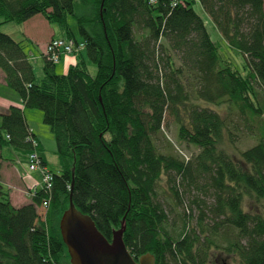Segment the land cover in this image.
Listing matches in <instances>:
<instances>
[{"label":"trees","instance_id":"16d2710c","mask_svg":"<svg viewBox=\"0 0 264 264\" xmlns=\"http://www.w3.org/2000/svg\"><path fill=\"white\" fill-rule=\"evenodd\" d=\"M197 3L245 58L246 76L222 58ZM37 15L84 43L97 72L81 55L58 75L45 58L38 84L23 44L0 31V70L22 99L1 116L0 168L5 148L27 161L34 141L47 166L25 109L43 113L61 165L52 191L36 188L30 204L15 207L0 186V264H71L59 227L71 198L110 242L125 220L136 261L264 264V214L244 208L246 199L264 207V0H0V27ZM233 115L257 140L238 155L222 147L239 131ZM168 119L197 154L160 150ZM164 179L183 207L178 218ZM208 195L212 204L198 202Z\"/></svg>","mask_w":264,"mask_h":264},{"label":"rangeland","instance_id":"374dc122","mask_svg":"<svg viewBox=\"0 0 264 264\" xmlns=\"http://www.w3.org/2000/svg\"><path fill=\"white\" fill-rule=\"evenodd\" d=\"M195 10L204 19L206 27L210 33V36H211L212 40L214 41V43L218 46L222 58L224 60L229 61L235 67L236 70H238L241 74L246 76L248 74V69H247L246 60L242 56V54H240L238 51L232 49L228 45L227 41L224 39V37L221 35V33L217 30V28L215 27L211 18L205 13V11L203 10V8L201 7V5L199 3H197L195 5ZM69 24L71 25L72 29L74 30L77 39L79 41H82L81 37L78 34V28L76 25V21L70 17L69 18ZM18 28H20L19 24L7 23V24H4L0 27V31L5 33V34L15 33L16 30H18ZM57 35L63 37L62 32H60V31L57 32ZM66 41H68V40H66ZM29 51L33 52L36 56L39 57V59H38L39 61L37 63H35L34 60H31V63L34 67L36 82L38 84H40L43 77H44V64H45L44 58H43V56H41L42 55L41 51L37 47L35 49L30 47V49L27 50V53L30 54ZM44 51H45V49H44ZM80 57H81V54H79V53L78 54H71V55H64L61 62L60 61L58 62L60 64L57 63L58 69L56 71V74H58V75L67 74L71 65L70 66L65 65L66 60H68L69 58H73L75 60L74 64H76L79 61ZM82 57H84L87 65L89 67L90 74L92 76H94L97 72L96 65L89 61V59L87 58L86 52H82ZM64 65H65V68H63V70H62V66H64ZM4 93H5V90L0 88V94H4ZM31 112H33V113H31V114H33V116L32 117L29 116V118L33 120L34 125H35L36 129L39 131V133L40 134L42 133L44 136L46 134H49V136H50L49 139H54L53 145L52 146L49 145V154L48 155H49V158L51 159V162H52L51 166H52L53 170L55 172H57L58 171L57 166H56L57 163H55V162H58L59 157L58 158L56 157V156H58V154H56L57 153V145H56L55 136L52 133L50 127L43 123L44 122L43 121V113L39 110H36V109H33ZM231 120H233L232 121L233 123H239V128H238L239 131L238 130L236 131V133L238 135L236 134V137H234V140H235L234 143L230 139L227 140V138H226L222 147H223V149L227 150L230 154L238 155V151L246 150V149L252 147L253 145H256L257 140L248 136V131L245 128L243 122L240 121L238 116H236V115L231 116ZM0 125H1V120H0ZM231 128L233 129L232 126H231ZM256 129H257V127H256ZM178 131H179V128L172 122V120H171V122H169V119H168V123L164 127L163 136L161 138H159V140L157 141L160 150H162L164 152L171 151V153H173L176 156L180 154V155L185 156V157H187V156L191 157V156L197 154L199 151L197 147L188 146L187 144L181 143L178 140ZM7 150H8V148L4 149V157L8 159L10 154ZM51 151H53V152H51ZM13 153L17 154L16 151ZM59 161H60V159H59ZM16 163H17L18 169H20V170L23 169V172H24L23 176L24 175H26V176L34 175L32 177H34L36 187L40 188L41 181H42L41 175L38 172H30L29 168H28V163H25L21 158H19L18 162H16ZM166 182H167L166 179H164V181L162 182V188L167 191V195H166L167 200L166 201L170 204V205H167V209L169 211L170 210L173 211L172 217L178 218L179 214H181V212L183 210V207L180 205H179V207L177 206V203L174 201L173 195L171 193H169L167 188H166ZM11 185L13 186V185H17V184L12 183ZM36 187H35V189H36ZM5 190L8 191L9 194H11V192H12V194L14 195V193L18 192L19 188L13 189V187H10V188H5ZM198 193H199L198 191L194 190L193 196L196 197L198 195ZM186 198H188V196ZM201 200L206 202V204H209V205L212 204V202H213L211 195L200 197V200H198V202L200 203ZM190 201L187 204L188 208L190 206ZM244 208L246 211L262 212L264 214V207H262V205L260 203H258L257 201H254L252 199H246L245 204H244ZM173 209H176V210L174 211ZM192 209H193V217H194V219H196L197 215H198L197 206L193 205ZM39 212L40 213L42 212L41 208L39 209ZM178 225L181 226L179 219H178ZM221 260H223V263L228 262L229 264H235V263L230 262V259L229 258L227 259V257H225V256L219 258L218 263H222Z\"/></svg>","mask_w":264,"mask_h":264},{"label":"crops","instance_id":"0c3cea01","mask_svg":"<svg viewBox=\"0 0 264 264\" xmlns=\"http://www.w3.org/2000/svg\"><path fill=\"white\" fill-rule=\"evenodd\" d=\"M18 30H16L15 33H7L8 35L12 36L17 42H21L23 46L25 47V51L27 53V50L32 47L35 49L36 47L39 48L41 51V56L44 58L45 63V56H44V49L45 47L50 43L52 39L56 38H63L59 35H57V32H59V28H57L54 25H51L44 16L37 15L33 17L32 19L19 24ZM27 53L29 61L34 60L35 63H37L39 60V57L36 56L33 52L29 51ZM82 55V54H81ZM64 55L60 57V62L62 60ZM79 59V58H78ZM75 60L73 58H69L66 60L67 66L74 65ZM60 64V63H58ZM65 65L62 66L65 68ZM45 67V64H44ZM34 68V67H33ZM58 67L57 64L55 66V71H57ZM35 73V71H34ZM37 83V82H36ZM0 88L5 90L4 94H0V120L1 116L5 114L9 108L12 105H22V99L20 96L15 93L12 89H10L7 85L6 78L4 73L0 70ZM15 93V94H14ZM31 109H25V116L27 119V122L29 124V127L37 137L38 141L40 142V148H41V155L46 162L48 168L53 171L54 173H59L61 171V165L60 161L58 159V162L56 166L58 171L55 172L51 166L52 162L49 158V145L52 146L54 143V139H49V134H46L45 136L36 129L34 122L32 119L29 118L33 116V112H31ZM44 123V122H43ZM51 148V147H50ZM9 152V158H5L1 162V177H0V186L5 188L13 187L19 188L18 194L14 193V195L10 194L11 202L15 207H21L27 204H30L32 202V194L36 190V184L34 180V175H24L23 169H18L17 163L19 158H21L25 163L27 162L26 159H24L18 152L17 154L13 153L15 152L12 149L7 150ZM13 151V152H12ZM11 152V153H10ZM53 152V151H51ZM57 154V153H56ZM58 158V156H56ZM17 184V185H11V184ZM39 189L38 187H36ZM12 189V188H11ZM17 191V190H16Z\"/></svg>","mask_w":264,"mask_h":264},{"label":"water","instance_id":"95a60500","mask_svg":"<svg viewBox=\"0 0 264 264\" xmlns=\"http://www.w3.org/2000/svg\"><path fill=\"white\" fill-rule=\"evenodd\" d=\"M59 227L71 264H156L150 254L138 261L131 256L123 239L125 220L110 242L97 229L92 218L75 207L72 198Z\"/></svg>","mask_w":264,"mask_h":264},{"label":"built area","instance_id":"2783aa9c","mask_svg":"<svg viewBox=\"0 0 264 264\" xmlns=\"http://www.w3.org/2000/svg\"><path fill=\"white\" fill-rule=\"evenodd\" d=\"M174 4H177L180 0H171ZM56 38L52 39L50 43L47 45L44 51V56L50 62L57 64L62 55H71L78 54L85 50L86 45L84 43L74 42L73 40ZM34 144V152H32L28 156V168L30 172H38L41 175L42 181L40 188L45 189L49 192L52 191L53 188V173L52 171L42 163V159L37 150L39 143L37 141L33 142ZM49 207V201L44 202L43 208L47 209Z\"/></svg>","mask_w":264,"mask_h":264}]
</instances>
